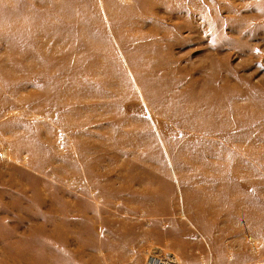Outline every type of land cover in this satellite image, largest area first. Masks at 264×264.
<instances>
[{
    "label": "rangeland",
    "instance_id": "rangeland-1",
    "mask_svg": "<svg viewBox=\"0 0 264 264\" xmlns=\"http://www.w3.org/2000/svg\"><path fill=\"white\" fill-rule=\"evenodd\" d=\"M150 254L264 264V0H0V264Z\"/></svg>",
    "mask_w": 264,
    "mask_h": 264
},
{
    "label": "built area",
    "instance_id": "built-area-1",
    "mask_svg": "<svg viewBox=\"0 0 264 264\" xmlns=\"http://www.w3.org/2000/svg\"><path fill=\"white\" fill-rule=\"evenodd\" d=\"M156 256L159 259L158 262H157ZM163 258H165V259H163ZM147 261L151 262L152 264H153V261H154V264H175V262H173V260H171V258L162 257V256H159L156 254H150Z\"/></svg>",
    "mask_w": 264,
    "mask_h": 264
},
{
    "label": "bare ground",
    "instance_id": "bare-ground-1",
    "mask_svg": "<svg viewBox=\"0 0 264 264\" xmlns=\"http://www.w3.org/2000/svg\"><path fill=\"white\" fill-rule=\"evenodd\" d=\"M210 95H211V94H210ZM210 95H209V96H210ZM218 95H219V92L216 91V96H215V97L218 98ZM198 99H199V98H198ZM193 101H194V100H193ZM198 101H199V100H198Z\"/></svg>",
    "mask_w": 264,
    "mask_h": 264
}]
</instances>
